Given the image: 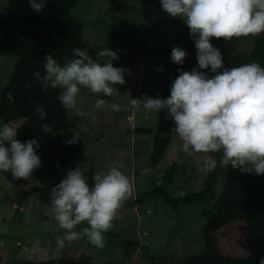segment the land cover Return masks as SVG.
Returning <instances> with one entry per match:
<instances>
[{
  "label": "rangeland",
  "instance_id": "1",
  "mask_svg": "<svg viewBox=\"0 0 264 264\" xmlns=\"http://www.w3.org/2000/svg\"><path fill=\"white\" fill-rule=\"evenodd\" d=\"M8 11L7 1L0 0V12ZM71 14L82 21L85 51L94 60L97 51L109 47L119 57L113 61V66L120 65L131 71V75L125 73L126 93L107 101L109 105H120L121 110L117 112L108 107L95 108L96 100L101 97L81 87L78 106L85 115L77 116L75 109H67L73 127L49 140L40 167L27 180L14 178L11 171H0V264L79 258L82 254L97 263L117 260L123 264L180 261L191 254L212 252L246 256L244 223L227 222L210 209L222 191V175L214 187V197L204 203H180L173 208L160 197L140 201L146 191L158 185H164L172 195L179 194L183 179L176 177L172 183L164 179L174 163H185V175L190 178L193 190L201 188L207 174L202 167L205 154L186 156L179 138L172 143L164 137L154 142L152 135L137 133L139 127L156 129L159 112H147L142 107L135 111L130 104L132 98L139 99L144 94L160 98L165 80L171 85L180 71L193 70L171 61L172 49L185 50L188 44L190 30L185 21L137 0H79ZM260 35L241 38L235 54L247 55ZM16 61V55L0 54V90ZM161 68L163 71L158 70ZM22 122L0 121V128L4 124L17 128ZM81 125L89 129L81 131L80 140L76 142L88 159L83 170L93 166L96 173L122 164L120 170L133 186L132 195L118 211L113 227L104 234L106 243L102 249L91 245L86 238L65 242L63 248L58 247L55 240L64 230L54 219L50 193L66 178L68 171L56 177L46 172ZM86 226L82 223L74 230L80 231ZM126 240L138 241L128 253L124 249Z\"/></svg>",
  "mask_w": 264,
  "mask_h": 264
},
{
  "label": "clouds",
  "instance_id": "2",
  "mask_svg": "<svg viewBox=\"0 0 264 264\" xmlns=\"http://www.w3.org/2000/svg\"><path fill=\"white\" fill-rule=\"evenodd\" d=\"M35 12L45 7L44 0H29ZM162 10L173 18H182L195 38L199 69H209L214 75L194 68L191 72L180 71L170 86L166 99L144 94L131 99L135 111L141 107L147 112L166 110L174 127L170 132L182 142L186 156L203 153L202 167L214 171L218 161L211 153H221L220 166H231L243 173L264 175V67L257 62L238 67L225 68L219 48L211 43L212 38L230 40L247 38L264 33V0H161ZM74 58L61 64L51 54L45 55L44 75L39 71L34 76L42 84V91L60 89L58 99L65 109H75L77 116L85 115L78 106L81 87L93 94L118 96L114 85H124L125 73L131 71L114 67L117 53L109 47L97 51L94 60L88 51L73 49ZM187 52L179 47L171 51V61L183 65ZM163 71V69H158ZM30 87L31 85H26ZM14 100L11 92L7 94ZM108 107L120 111L117 103L108 104L97 99L95 108ZM40 119L47 115L39 105L35 108ZM42 130L53 134L49 124ZM89 129L81 125L74 131L69 145L80 140V132ZM17 129L4 124L0 128V171L8 172L16 179L27 180L33 170L40 167V157L35 149L38 142L33 139L21 143ZM97 171L90 185L77 166L69 170L66 178L52 188L50 197L54 219L63 235L55 237L58 247L81 238L96 248L105 247V233L113 227L118 211L132 195L130 178L120 169ZM180 196L186 195L181 191ZM86 223L80 231L74 229ZM259 264H264V257Z\"/></svg>",
  "mask_w": 264,
  "mask_h": 264
},
{
  "label": "trees",
  "instance_id": "3",
  "mask_svg": "<svg viewBox=\"0 0 264 264\" xmlns=\"http://www.w3.org/2000/svg\"><path fill=\"white\" fill-rule=\"evenodd\" d=\"M10 11L0 12V54L8 53L17 56L16 64L10 77L0 90V121L9 123L15 120H23L16 128L17 139L21 143L35 139L39 148L35 151L40 161L45 160L44 151L49 140L58 137L67 129L73 127V123L67 116V109L60 103L58 96L60 89H48L42 91V84L34 76L39 71L44 75L45 55L51 54L61 63L74 58L73 49L85 50L83 43V23L71 14L72 9L79 0H44L45 7L41 12H35L30 6L29 0H6ZM151 4L157 11L168 15L162 10L161 0H137ZM241 42V38L230 40L212 38L211 43L219 48L223 58L224 67H238L240 65L257 62L264 67V33L253 44L247 55H236L235 51ZM187 56L182 66L188 69H198L206 72L209 78L214 74L209 69H199L197 61V49L195 38L189 35L185 48ZM114 67H121L116 65ZM26 85H31L30 87ZM170 82L165 80L161 89L160 98L170 96ZM119 90V95L126 93L125 85H114ZM11 92L14 100L10 102L7 94ZM100 95L106 101L113 97ZM42 107L47 115L40 119L35 111L36 106ZM49 124L52 133L42 130L43 124ZM174 127L171 117H167L166 110L158 114L156 129L148 127L136 128L140 134L153 136V141L158 142L164 137L168 143H172L175 137L170 129ZM214 154V153H213ZM221 153L213 155L218 165L214 171H207L199 190H193L189 184V177L185 175V163L171 165L164 179L172 183L176 177L183 179L184 185L180 188L186 195H172L164 185H158L152 190L146 191L141 197H160L162 201L175 208L178 204H199L207 202L214 197V187L217 185L219 175L223 177V188L218 199L211 204L210 209L216 216H221L227 222L242 221L244 223L246 256L237 257L223 252L191 254L180 261L151 260L147 264H259L264 257V175L243 173L231 166H220ZM87 156L82 152L79 144L63 145L58 158L46 172L47 175L56 177L65 171L81 169L90 185L93 184L95 169L90 166L83 170L87 162ZM35 169L33 170V172ZM138 241L126 240L124 249L137 246ZM18 264H123L117 260L94 262L90 256L82 254L79 258L56 257L38 261H21Z\"/></svg>",
  "mask_w": 264,
  "mask_h": 264
},
{
  "label": "bare ground",
  "instance_id": "4",
  "mask_svg": "<svg viewBox=\"0 0 264 264\" xmlns=\"http://www.w3.org/2000/svg\"><path fill=\"white\" fill-rule=\"evenodd\" d=\"M100 96V95H99ZM140 128V127H139Z\"/></svg>",
  "mask_w": 264,
  "mask_h": 264
},
{
  "label": "crops",
  "instance_id": "5",
  "mask_svg": "<svg viewBox=\"0 0 264 264\" xmlns=\"http://www.w3.org/2000/svg\"><path fill=\"white\" fill-rule=\"evenodd\" d=\"M236 53V52H235Z\"/></svg>",
  "mask_w": 264,
  "mask_h": 264
}]
</instances>
